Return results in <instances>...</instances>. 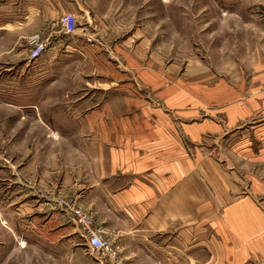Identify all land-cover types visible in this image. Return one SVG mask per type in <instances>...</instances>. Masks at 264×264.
Masks as SVG:
<instances>
[{
  "label": "crops",
  "instance_id": "obj_1",
  "mask_svg": "<svg viewBox=\"0 0 264 264\" xmlns=\"http://www.w3.org/2000/svg\"><path fill=\"white\" fill-rule=\"evenodd\" d=\"M117 2L0 0V124L26 114L41 130L26 182L11 164V183L26 186L23 203L40 228L34 235L64 264H264V180L210 149L236 136L234 155L264 164V90L181 84L150 51L145 17L131 20ZM66 13L74 32L61 27ZM35 33L47 48L30 59ZM99 77L120 82L101 99ZM252 122L253 138L243 132ZM76 207L115 255L77 241Z\"/></svg>",
  "mask_w": 264,
  "mask_h": 264
},
{
  "label": "rangeland",
  "instance_id": "obj_2",
  "mask_svg": "<svg viewBox=\"0 0 264 264\" xmlns=\"http://www.w3.org/2000/svg\"><path fill=\"white\" fill-rule=\"evenodd\" d=\"M117 1L120 8L123 4L125 8L129 6L131 20L137 18L138 13L141 18L145 17L144 31L152 40L150 51L162 56L164 71L178 73L181 84L214 85L220 81L242 95L251 89L264 90V0ZM110 32L114 35L118 31ZM27 47H31L29 39ZM129 79L132 94L144 92L134 70ZM99 83L107 88L95 92L101 99L109 94L110 87L106 86L115 87L120 82L99 77ZM22 116L18 123L11 124L9 122L15 119L4 115L5 123L0 124V264H62L50 261L43 250L42 238L34 235L40 228L23 203L28 194L26 186L20 184L17 188L11 183L12 163L21 180L26 182L28 151L31 153L36 143L32 136L41 131L28 122L26 114ZM261 118L259 115L257 120ZM255 122L243 126V132L251 138L254 128L248 126ZM236 140V136L211 140V153L217 158L228 156L244 176L254 173L264 180V164L251 165L234 155L232 145ZM243 184L247 191L245 179ZM73 210L83 212L77 207ZM74 211L72 216L79 224ZM78 228L76 239L84 243L80 224Z\"/></svg>",
  "mask_w": 264,
  "mask_h": 264
},
{
  "label": "built area",
  "instance_id": "obj_3",
  "mask_svg": "<svg viewBox=\"0 0 264 264\" xmlns=\"http://www.w3.org/2000/svg\"><path fill=\"white\" fill-rule=\"evenodd\" d=\"M60 22L65 33H71L76 30L77 21L74 14H64ZM29 44L31 45L28 53L30 59L39 57L47 48L46 39L42 38L39 33L32 34L29 37ZM74 213L77 215V222L82 228L89 249L97 255H115L114 248L108 238L98 228L93 227L92 217L79 210H75Z\"/></svg>",
  "mask_w": 264,
  "mask_h": 264
}]
</instances>
